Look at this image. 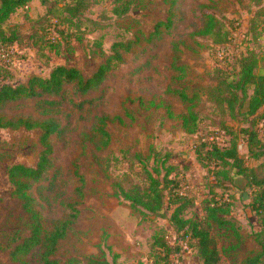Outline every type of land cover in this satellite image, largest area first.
<instances>
[{"label": "rangeland", "instance_id": "rangeland-1", "mask_svg": "<svg viewBox=\"0 0 264 264\" xmlns=\"http://www.w3.org/2000/svg\"><path fill=\"white\" fill-rule=\"evenodd\" d=\"M44 10L40 0H34L26 13L35 18ZM207 14L227 32L224 42L197 33ZM83 18L77 22L79 29L71 27L72 37H61L54 51L39 60L33 48L0 49L1 62L12 66L16 80L25 82L32 75H47L56 65L75 67L87 76L110 54L114 42L129 43L123 62L100 88L62 109L64 128L51 140V178L31 188L43 228L68 225L55 252L59 263L76 264L93 255L111 264H146V242L153 234H164L173 249L172 264H201L182 231L176 232L166 218L132 209L119 194V185L137 183L140 159L159 166L166 158L177 169L181 192L192 196L183 218L200 219L213 193L231 202L233 230L212 233L230 249L231 264H241L264 242V224L249 206L250 189L242 176L217 185L195 152L205 139L227 144V135L217 127L225 117L207 95L214 70H230L235 56L247 52L264 68V0H88ZM8 22L27 27L22 10ZM50 32L57 36L53 25ZM188 109L198 127L193 133L179 119ZM40 113L35 101L0 111L5 117ZM101 115L106 117L108 141L95 129ZM258 124L264 138V119ZM237 147L245 157L242 140ZM38 150L36 132L0 129V264H15L9 252L29 231L21 202L11 194L8 169L17 163L33 165ZM245 161L248 166L259 162L248 157ZM38 251L39 246L32 247L23 259L39 264Z\"/></svg>", "mask_w": 264, "mask_h": 264}, {"label": "trees", "instance_id": "trees-1", "mask_svg": "<svg viewBox=\"0 0 264 264\" xmlns=\"http://www.w3.org/2000/svg\"><path fill=\"white\" fill-rule=\"evenodd\" d=\"M31 1L33 0H0V48H33L35 57L39 60L47 51H54L61 37L69 39L74 35L71 27L79 29L77 22L81 24L84 20L83 13L88 0H54L53 4L51 0H40L45 10L35 18L26 13ZM18 10L23 11L26 29H22L18 23L8 22ZM114 12L119 13L116 9ZM52 25L57 36L51 35ZM197 33L214 36L215 43H222L227 32H222L214 15L207 14ZM128 48V42H114L110 54L87 76L75 67L56 65L47 75H32L25 82L16 80L12 66L0 59V111L7 105L21 101H35L41 108L40 116L0 115V129L34 131L39 143L37 159L33 165L17 163L8 169L11 194L21 202L29 221L27 235L9 252L15 264H29L23 256L34 246H39V264H60L55 252L68 225L63 222L45 230L41 214L35 208L31 188L33 184L51 178V175L48 177L53 166L51 140L64 128L62 109L69 102L74 103L76 99L85 98L100 88L114 68L123 62L122 52H126ZM233 62L230 70H214L213 80L207 91L209 101L225 117L217 127L227 135V144L219 146L215 140L205 139L195 153L198 161L211 170L217 185L233 182L235 176L245 178L246 186L250 189L249 206L264 224V138L260 135L258 124L264 119V68L252 52L237 54ZM181 96L184 97L182 94ZM105 119V116H98L95 129L104 141H108ZM179 119L187 132L198 130L192 109H188ZM239 140L245 144V157L239 154ZM247 157L259 162L255 166H248L245 161ZM139 162L140 166L134 174L138 178L137 183L131 182L127 188L119 185L120 196L132 209L142 211L143 215L166 218L176 232L182 231V237L187 238V245L195 251L201 264H231L230 249L212 233L214 229L233 230L231 202L223 194L218 196L213 193L206 201L200 219L183 218L182 213L192 205V196L188 191L186 194L181 192L176 167L167 162L166 158L159 166H149L141 159ZM216 196L218 197L215 198ZM68 206L73 209L71 204ZM234 234L238 235L236 232ZM146 249V264H172L173 249L164 234H153L146 242ZM263 259L264 242L260 244L259 251L250 252L241 264H261ZM76 264L111 263L103 257L87 255L79 258Z\"/></svg>", "mask_w": 264, "mask_h": 264}, {"label": "crops", "instance_id": "crops-1", "mask_svg": "<svg viewBox=\"0 0 264 264\" xmlns=\"http://www.w3.org/2000/svg\"><path fill=\"white\" fill-rule=\"evenodd\" d=\"M33 1H34V0H33ZM30 3H32V1H31ZM30 3H29V4H30ZM28 6H29V5H28Z\"/></svg>", "mask_w": 264, "mask_h": 264}, {"label": "built area", "instance_id": "built-area-1", "mask_svg": "<svg viewBox=\"0 0 264 264\" xmlns=\"http://www.w3.org/2000/svg\"><path fill=\"white\" fill-rule=\"evenodd\" d=\"M0 49H2V48H0ZM0 56H1V54H0Z\"/></svg>", "mask_w": 264, "mask_h": 264}]
</instances>
